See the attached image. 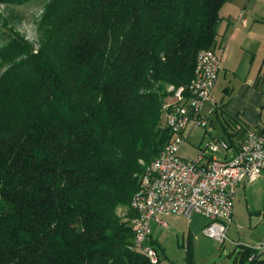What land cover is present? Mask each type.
I'll return each instance as SVG.
<instances>
[{"label": "trees", "instance_id": "1", "mask_svg": "<svg viewBox=\"0 0 264 264\" xmlns=\"http://www.w3.org/2000/svg\"><path fill=\"white\" fill-rule=\"evenodd\" d=\"M230 1L51 0L38 50L0 48V264H152L132 249L138 175L170 138L168 87L191 82Z\"/></svg>", "mask_w": 264, "mask_h": 264}, {"label": "built area", "instance_id": "2", "mask_svg": "<svg viewBox=\"0 0 264 264\" xmlns=\"http://www.w3.org/2000/svg\"><path fill=\"white\" fill-rule=\"evenodd\" d=\"M243 24L246 26L247 21ZM214 48L199 52L194 77L187 85L169 86L163 115L170 138L158 156L138 175V189L130 208L134 232L132 249L158 264L156 248L149 243L151 223L164 225L163 217L180 215L188 219L200 214L208 220L205 237L224 245L233 220L235 199L244 181L252 183L264 174V136L249 134L230 160L215 157L231 150V144L213 135L211 113H205L222 68ZM189 126L205 132V144L196 158L187 159L179 152ZM264 253V244L255 248Z\"/></svg>", "mask_w": 264, "mask_h": 264}, {"label": "crops", "instance_id": "3", "mask_svg": "<svg viewBox=\"0 0 264 264\" xmlns=\"http://www.w3.org/2000/svg\"><path fill=\"white\" fill-rule=\"evenodd\" d=\"M263 2L264 0H231L220 11L221 20L217 26L214 49L221 58L222 68L213 90L219 80H222V92L219 101L212 100L211 94L210 101L205 104V113H211L214 137L231 144V150L222 151L215 156L220 159L230 160L235 156L240 143L249 134L264 136V45L256 43L252 47L250 43L253 33L256 34L258 23L263 21L257 19L264 14V11H260ZM244 20L247 21L246 26L243 24ZM185 135L187 140L180 149V156L183 157L181 152L186 145L197 149L198 156L205 144V132L189 126ZM235 197L233 220L227 237L230 250L237 257L241 247L255 249L264 244V174L255 183L242 182ZM199 217L203 218L200 214H193L190 219L172 215L162 218L164 225L151 223L149 243L156 248L159 262L162 257L170 256L167 247L161 246L159 237H154L161 228L172 231L177 237L182 234V238L187 240V244L184 243L182 247L186 246L185 249L188 250L191 245L193 259L196 261V237L200 233V227L203 232L208 223L206 218L201 222ZM261 259L264 260V253Z\"/></svg>", "mask_w": 264, "mask_h": 264}, {"label": "rangeland", "instance_id": "4", "mask_svg": "<svg viewBox=\"0 0 264 264\" xmlns=\"http://www.w3.org/2000/svg\"><path fill=\"white\" fill-rule=\"evenodd\" d=\"M50 1L51 0H29L24 5L0 4V48L14 39L21 42L26 41L35 50H38L40 47L39 44L42 40L41 32H39L40 24L42 22L41 18H43L46 12V5H48ZM260 11H264V2L261 4ZM259 18L263 19V21L258 23L259 25L255 31L256 34L253 33L252 38H250L252 47H255L256 43L264 45V14L257 19ZM7 68L8 65L0 66V77L4 74ZM221 81L222 80H219L215 90L212 91V100L219 101V95L222 92ZM163 122H165L164 119L162 121V126H164ZM196 150L197 149L190 148L186 145L182 149L181 154L187 159L193 158L198 152V150ZM129 212V208L124 207L119 209L118 214L125 216L126 213ZM199 220L204 222L201 217H199ZM154 237H159L158 239L161 246L167 247L170 254L169 258L162 257L158 264H188L187 253L185 251L186 246L182 247L184 243L187 244V240L182 238V234L177 237L172 231H164V229L161 228ZM196 238L195 247L197 256L195 262L197 263L195 264H237L235 263L236 255L230 250L231 248L228 241L224 245H221L215 240L205 237L201 227L200 233Z\"/></svg>", "mask_w": 264, "mask_h": 264}]
</instances>
